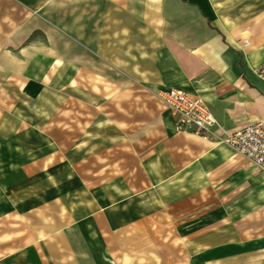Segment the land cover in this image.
<instances>
[{
    "label": "crops",
    "instance_id": "1",
    "mask_svg": "<svg viewBox=\"0 0 264 264\" xmlns=\"http://www.w3.org/2000/svg\"><path fill=\"white\" fill-rule=\"evenodd\" d=\"M49 1L16 0L25 10ZM74 18L75 34L84 31L92 52L120 81L107 95L155 96L179 87L209 106L214 138L264 119V79L256 73L264 62V0H74ZM170 114L162 115L164 131H149L155 140L146 139L147 121L112 122L123 138L137 133L153 148V157L138 149V168L145 170L136 190L122 179L110 183L111 175L90 187L48 186L71 195L58 202L57 215L25 217L3 231L0 264H125L124 247L112 239L122 241L132 221L140 228L162 203L177 208L184 196L187 208L201 209L187 216L185 234L192 255L200 241L202 264H264V172L221 141L175 130ZM177 160L185 161L182 168ZM179 176L185 188L173 180Z\"/></svg>",
    "mask_w": 264,
    "mask_h": 264
},
{
    "label": "rangeland",
    "instance_id": "2",
    "mask_svg": "<svg viewBox=\"0 0 264 264\" xmlns=\"http://www.w3.org/2000/svg\"><path fill=\"white\" fill-rule=\"evenodd\" d=\"M74 20V0H50L31 10L16 0H0V237L25 217L37 221L43 213L58 214V202L71 193L48 186L90 187L111 175L110 183L122 179L137 189L138 174L145 170L138 168V149L146 147L153 157V148L140 143L144 137L137 133L123 138L113 120L128 116L149 122L144 126L150 140L155 138L149 131L166 128L162 115L170 111L151 93L107 95L117 92L120 81L92 52L84 31L75 34ZM178 145L180 153L183 146ZM177 161L176 168H182L185 161ZM173 180L185 188L184 176ZM186 201L179 198L177 208L162 203L146 224L138 228L132 221L122 241L112 239L124 247L125 264H202L200 241H194L192 255L185 234L187 216L201 209L187 208Z\"/></svg>",
    "mask_w": 264,
    "mask_h": 264
},
{
    "label": "built area",
    "instance_id": "3",
    "mask_svg": "<svg viewBox=\"0 0 264 264\" xmlns=\"http://www.w3.org/2000/svg\"><path fill=\"white\" fill-rule=\"evenodd\" d=\"M264 79V62L256 68ZM172 114L175 126L200 135H213L216 120L204 100L179 87H169L154 92ZM222 142L246 156L258 170L264 172V119L235 128L219 136Z\"/></svg>",
    "mask_w": 264,
    "mask_h": 264
},
{
    "label": "bare ground",
    "instance_id": "4",
    "mask_svg": "<svg viewBox=\"0 0 264 264\" xmlns=\"http://www.w3.org/2000/svg\"><path fill=\"white\" fill-rule=\"evenodd\" d=\"M187 137L194 138L196 140L202 141V142H208V139L200 134L184 131Z\"/></svg>",
    "mask_w": 264,
    "mask_h": 264
}]
</instances>
